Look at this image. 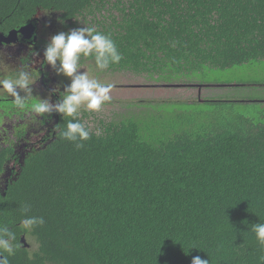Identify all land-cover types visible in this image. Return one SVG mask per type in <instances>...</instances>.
<instances>
[{"label": "trees", "instance_id": "obj_1", "mask_svg": "<svg viewBox=\"0 0 264 264\" xmlns=\"http://www.w3.org/2000/svg\"><path fill=\"white\" fill-rule=\"evenodd\" d=\"M38 13L58 19L61 32L90 26L111 35L118 64L102 71L81 58L101 83L132 75L177 94L142 98L99 120L82 106L78 119L91 137L80 149L61 137L72 118L60 116L55 139L0 194V226L16 234L10 264H191L197 255L209 264H264L251 231L264 222V123L170 113L173 102L241 103L206 101L202 86L195 97L185 78L264 63V0H0V34L36 26ZM115 103L104 105L122 106ZM26 215L45 224L26 230ZM24 234L33 251L20 243Z\"/></svg>", "mask_w": 264, "mask_h": 264}, {"label": "clouds", "instance_id": "obj_2", "mask_svg": "<svg viewBox=\"0 0 264 264\" xmlns=\"http://www.w3.org/2000/svg\"><path fill=\"white\" fill-rule=\"evenodd\" d=\"M82 57L94 59L95 66L102 71L123 59L111 35L104 34L95 27L84 26L51 36L43 50L44 61L56 75L68 78L70 83L65 85L63 90H51V94L58 97L55 102L50 95L40 98L32 106V111L41 116L57 113L71 117L60 135L73 142L77 149L82 148L83 142L91 137L89 128L78 119L81 107L91 112L100 111L105 103L111 102L110 93L113 88V85L89 78L87 72L81 71ZM34 83L32 73L21 67L15 78L0 80V90L9 94L18 108L24 109L26 101L32 96ZM21 211L26 214L29 206L22 205ZM21 224L26 230H30L43 226L45 220L42 216L26 215ZM251 231L255 233L259 244L264 246V222L251 225ZM15 241L16 234L8 226H0V264H10L8 257L15 255L17 250ZM5 252L8 256L3 255ZM191 264H209V260L197 255L192 258Z\"/></svg>", "mask_w": 264, "mask_h": 264}, {"label": "flooded vegetation", "instance_id": "obj_3", "mask_svg": "<svg viewBox=\"0 0 264 264\" xmlns=\"http://www.w3.org/2000/svg\"><path fill=\"white\" fill-rule=\"evenodd\" d=\"M36 19L35 34L32 38L25 39L20 35L15 42L0 44V65L7 75L15 78L23 67L32 73L35 81L32 96L26 101L24 109L18 108L14 99L0 90V154L8 148L12 149V153H8L0 165L2 195L21 173L27 157L46 149L58 131L60 116L63 115L52 113L41 116L32 111L33 104L50 95L55 102L58 97L51 94V90H63V87L70 83L68 78L56 75L43 58V50L51 36L61 32L58 19H53L46 13H38ZM6 59L10 62H6ZM14 63L16 65H13ZM22 237H25L27 249L33 251L32 237L25 234Z\"/></svg>", "mask_w": 264, "mask_h": 264}, {"label": "rangeland", "instance_id": "obj_4", "mask_svg": "<svg viewBox=\"0 0 264 264\" xmlns=\"http://www.w3.org/2000/svg\"><path fill=\"white\" fill-rule=\"evenodd\" d=\"M13 65H16V63ZM81 71L87 72L89 78L95 79L92 76L93 73L89 72L85 67ZM105 81L107 84L113 85V92L110 95L116 101L114 105L118 106L122 104V106L111 108V106L104 105L98 112H91L84 108V110L91 114V119L92 114L99 120V118L107 117L108 114H112L116 110L121 113L127 112L126 104L129 105L132 102L138 103L137 101H143L142 98L146 100L156 98L158 99L156 102H160L166 96H176L177 94L169 93L173 92L171 89L149 90V85L155 83L146 82L147 84H144L143 81L136 80L132 75H124L118 79L108 75ZM185 81L189 82L188 87L195 85L194 87L186 88L187 90H193L192 93L195 97L201 95L197 90V86H202L205 91L204 97L206 101H238L241 103L231 107L228 103L221 105L194 104L187 106V104L178 105L173 102L172 107H170V113L172 117L174 116V119L179 120L189 117L190 120H198L200 123L222 122L224 124L230 120L233 114L237 113L246 118L253 119L255 122L264 123V63H255L249 66L225 70L204 69L203 71L189 75L188 78H185ZM195 100L199 101L198 97ZM261 102H263V106ZM166 103L172 102L168 101ZM168 115L167 113L165 118ZM31 241L34 243V248H36L37 245H35L33 238H31Z\"/></svg>", "mask_w": 264, "mask_h": 264}, {"label": "water", "instance_id": "obj_5", "mask_svg": "<svg viewBox=\"0 0 264 264\" xmlns=\"http://www.w3.org/2000/svg\"><path fill=\"white\" fill-rule=\"evenodd\" d=\"M38 16V14H37ZM36 26L33 23H30L19 30H12L7 35L0 34V44L2 43H12L18 40V36L22 35L25 39H30L35 34ZM21 51V49L19 50ZM6 62H10L9 60ZM24 165V164H23ZM16 180V179H15ZM3 196H5V193H3ZM25 237H22L21 243L23 244V247L28 248V245L25 243Z\"/></svg>", "mask_w": 264, "mask_h": 264}]
</instances>
